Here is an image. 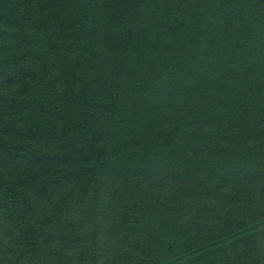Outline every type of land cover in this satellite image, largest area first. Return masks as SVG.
I'll list each match as a JSON object with an SVG mask.
<instances>
[{
  "label": "trees",
  "instance_id": "trees-1",
  "mask_svg": "<svg viewBox=\"0 0 264 264\" xmlns=\"http://www.w3.org/2000/svg\"><path fill=\"white\" fill-rule=\"evenodd\" d=\"M0 264H264V0H0Z\"/></svg>",
  "mask_w": 264,
  "mask_h": 264
}]
</instances>
